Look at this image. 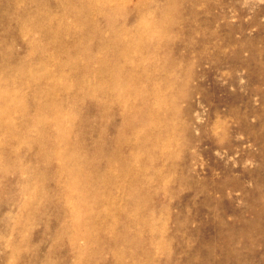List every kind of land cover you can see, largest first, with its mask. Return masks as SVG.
<instances>
[{"label":"rangeland","instance_id":"1","mask_svg":"<svg viewBox=\"0 0 264 264\" xmlns=\"http://www.w3.org/2000/svg\"><path fill=\"white\" fill-rule=\"evenodd\" d=\"M169 2L0 0V264H264V0Z\"/></svg>","mask_w":264,"mask_h":264},{"label":"bare ground","instance_id":"2","mask_svg":"<svg viewBox=\"0 0 264 264\" xmlns=\"http://www.w3.org/2000/svg\"><path fill=\"white\" fill-rule=\"evenodd\" d=\"M177 2V0H170V2H169V6L167 7V9H170L171 10V8H172V6H173V4H175ZM163 10V9H162ZM163 12V11H162ZM164 13V12H163ZM84 18H86V16H84ZM115 18L116 17H114V15L112 14V15H110L109 16V19H110V23L111 24H113V22L115 21ZM165 24H166V31L168 30V28H167V20L165 19V17H164V19L162 20ZM87 23V22H86ZM88 24V23H87ZM81 30L82 31H85L86 30V26H85V24L83 23V26L81 27ZM119 35H114V38H113V41H112V43H117V44H121L122 42H123V39L122 38H120V37H118ZM110 43V42H109ZM85 46H87V43L86 42H84L83 44H82V47L83 48H87V47H85ZM70 52H72V57H71V59H75V58H77V54H78V52H76L75 50H73V48H71L70 49ZM121 54V53H120ZM83 56H84V59L86 58L87 59V61L88 62H90V57L87 55V53L85 54H83ZM86 60L84 61V62H86V65L87 66H90V64L87 62ZM126 79H128L129 81H130V83H135L136 82V78H135V74L131 71H128V74L126 75V77H125ZM116 80H117V78H116V76L114 75V77H113V79L110 81V86H109V88L107 87L106 88V90L104 89V93H107L108 91H111V89H112V87L117 83L116 82ZM55 81V80H54ZM53 81V82H54ZM129 81H127V82H129ZM132 81V82H131ZM56 85V84H55ZM111 87V88H110ZM8 88V87H7ZM4 90V91H3ZM0 89V103H2L4 106H3V108L4 109H2L3 111H1L0 110V114H1V116H0V118L2 119H0L1 121H2V126L4 125L5 126V128H9L10 130H13V126H11L10 124H8L7 123V121L5 122V119L7 118V117H9L8 116V113L14 108V109H16V107H17V102L21 99V98H19L18 100L17 99H15L14 98V95L12 94V93H10L8 90H6V89ZM126 96V95H125ZM48 98H51V100L52 101H48L47 102V104H45L46 106L44 107V108H46V109H48V110H52V109H57V110H59V112H61V114L60 115H58L55 119H53L52 121H51V123L53 124V125H55V137H54V141H53V146H54V148H57L56 149V153H54V155L55 156H57L58 158H60L61 159V150H60V148H59V142H60V140L61 139H68V134H62V132H61V130H63L64 129V126H63V124H62V118H63V116H64V114L62 113V110H61V108H59V103H58V101H55V100H53L52 99V97H49V96H47ZM15 99V100H14ZM114 101H117V99H113ZM143 102L144 103H148L147 102V99H146V97H144L143 99ZM8 101H10L9 103H8ZM8 103V105H6ZM6 105V106H5ZM41 107V106H40ZM8 108H10V109H8ZM102 109V113L103 112H105V107H103L102 105H101V107H100V110ZM135 109V111L133 112V114L131 115V116H135V117H137L138 116V114H141L142 115V117H139V118H135L134 120L133 119H129V122L124 126V128H126V129H129V128H132V127H134L138 122H139V119L141 118V120L142 121H145V120H147V116H146V114H147V112L146 111H144V110H140V109H136V108H134ZM149 109V108H148ZM38 110V109H37ZM40 110V109H39ZM44 109H42V111H43ZM41 111V112H42ZM47 112V111H46ZM133 116V117H134ZM127 121V120H126ZM35 122V121H34ZM45 122H49V120L48 119H44V121L42 122V123H45ZM35 124H37V121H36V123ZM52 125V126H53ZM61 129V130H60ZM101 133H102V135H103V132L101 131ZM117 137H118V139H119V137H121L120 139V142H122V141H124V138H123V135H122V133L120 132L118 135H117ZM50 140V139H49ZM119 142V141H118ZM52 146V147H53ZM52 147H51V149H52ZM99 149H101L100 147H98ZM60 150V151H59ZM102 150V149H101ZM100 150V151H101ZM97 151V150H96ZM99 151V152H100ZM100 155H101V153H99ZM113 154V153H112ZM44 155V154H43ZM95 156H99V155H95ZM90 157V156H89ZM109 157H111V155L109 156ZM97 158V157H96ZM113 158V157H112ZM130 158V157H129ZM133 158V157H132ZM98 159V158H97ZM62 160H63V158H62ZM93 160V158L92 159H90V158H84V157H81V156H77L75 159H73L72 161H71V163H68L67 162V160L65 161V159L63 160V166H62V173L63 172H66L67 170H69V167H70V170H71V178H72V180H71V182L72 181H74L75 183H77L79 180L80 181H82V180H84V181H89V179H91L92 177H93V179H94V177L96 176V175H94V173H92V172H90V171H86L85 169H84V165H83V163H92L91 161ZM95 160V159H94ZM96 161V160H95ZM108 163H109V166H113L114 165V163L115 162H113V161H115V159L114 160H112L111 158H108ZM126 161V160H125ZM122 162H124V161H122ZM121 162V163H122ZM94 163V162H93ZM75 165H79V170H77V167L75 166ZM94 168V167H93ZM92 168V169H93ZM83 169V170H82ZM92 169H88V170H91L92 171ZM94 170H95V168H94ZM93 170V171H94ZM124 170V169H123ZM97 171V170H96ZM98 173V172H97ZM98 176H99V174H98ZM97 177V176H96ZM87 179V180H86ZM92 179V180H93ZM96 179H99V178H95V180ZM96 189V188H95ZM95 189H91V188H89V190H88V193H86L84 190H82V191H79L77 194L79 195V198H83L84 197V195H91V194H94V195H96V197L97 198H99V197H101L102 196V194L100 193V192H97V190H95ZM79 235V232H78V234H77V236ZM82 237H84V234H80L78 237H73V241L74 242H76L79 238H81L82 239ZM84 238H86V240L87 241H89L90 240V238H92V235L90 234V233H85V237ZM114 239L115 240H120V237L119 236H115L114 237ZM80 240V239H79Z\"/></svg>","mask_w":264,"mask_h":264}]
</instances>
